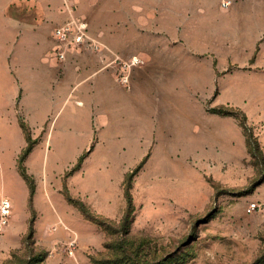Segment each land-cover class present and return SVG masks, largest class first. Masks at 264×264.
Instances as JSON below:
<instances>
[{
    "label": "crops",
    "instance_id": "1",
    "mask_svg": "<svg viewBox=\"0 0 264 264\" xmlns=\"http://www.w3.org/2000/svg\"><path fill=\"white\" fill-rule=\"evenodd\" d=\"M71 5L99 48L71 51L59 62L51 55L52 32L70 17L64 0H0V199L13 207L7 249L28 230L30 205L36 246H51L46 235L58 229L76 235L69 216L83 221L63 193L93 204L83 174H100L108 188L142 158L147 165L159 155L165 166L180 167L186 158L201 167L247 158L238 120L210 108L240 109L264 156V0ZM132 58L143 63L126 88L114 76L118 62ZM20 122L32 142L22 161L32 195L19 169L28 146ZM248 201L262 206L252 217L264 230V181L236 204ZM61 257L51 251L46 264Z\"/></svg>",
    "mask_w": 264,
    "mask_h": 264
},
{
    "label": "rangeland",
    "instance_id": "2",
    "mask_svg": "<svg viewBox=\"0 0 264 264\" xmlns=\"http://www.w3.org/2000/svg\"><path fill=\"white\" fill-rule=\"evenodd\" d=\"M251 133L256 137L249 126L244 136ZM164 159L158 155L146 165L142 158L129 172L113 173L118 177L108 188L100 174H83L86 198L94 202L65 190L63 201L83 223L69 216L76 235L59 229L47 233L49 247L36 246L34 234L29 239L30 224L20 243L7 249L12 207L0 228V264H46L51 251L63 254L59 264H264V230L252 217L259 210L251 208L253 201L236 204L264 176L260 154L207 167L192 158L182 167L165 166ZM103 193L110 197L103 199ZM97 198L102 212L95 207ZM53 203L58 210L60 202L55 198Z\"/></svg>",
    "mask_w": 264,
    "mask_h": 264
},
{
    "label": "built area",
    "instance_id": "3",
    "mask_svg": "<svg viewBox=\"0 0 264 264\" xmlns=\"http://www.w3.org/2000/svg\"><path fill=\"white\" fill-rule=\"evenodd\" d=\"M67 10L70 12V17L61 25L55 27L52 32L54 40V48L51 55L59 62L66 59V56L71 51H98V43L91 38L86 20L74 12L71 5L72 0H64ZM226 7L228 4L223 2ZM140 58H132L128 61H119L116 80L121 85H129L131 70L142 64ZM251 208L261 210L262 206L255 203L251 204ZM12 205L8 198L0 199V228L6 224L11 216ZM75 242L69 243V249L74 247Z\"/></svg>",
    "mask_w": 264,
    "mask_h": 264
},
{
    "label": "trees",
    "instance_id": "4",
    "mask_svg": "<svg viewBox=\"0 0 264 264\" xmlns=\"http://www.w3.org/2000/svg\"><path fill=\"white\" fill-rule=\"evenodd\" d=\"M209 110L211 112H213V113H216V114H220V115H224V116H231V117L236 118L238 120L240 126L242 127L243 132H245L246 129L249 128V125L247 124L246 116L240 109L229 107V106H222V107L210 108ZM20 125H21L22 129L24 130V132L27 135L28 146L23 151V153H22V155L20 157L19 169H20L21 175L27 181V183L29 185V189H30V195H32L33 191H34L33 180L26 175V173H25V171L23 169V166H22V161H23L25 155L30 151L32 142L29 139V132H28V129L25 126L24 122H20ZM245 137H246L245 139H246L247 150H248L249 154L251 155V157L252 158H256L257 157V153H259L261 158H262L261 159L262 160V164H264V156L262 154V151H261L259 142L257 140V137H254V135L252 133L249 134V135H246ZM143 162H144V160H143ZM72 172L73 171H70L68 174H66V176L70 175ZM263 181H264V176H263L262 180L259 182V184H261ZM30 207H31V212H32V206L30 205ZM33 222H34V218H32L31 222L29 221V226L28 227H30V224H32V227L30 228L29 234H28L29 239H31V237L34 234Z\"/></svg>",
    "mask_w": 264,
    "mask_h": 264
}]
</instances>
